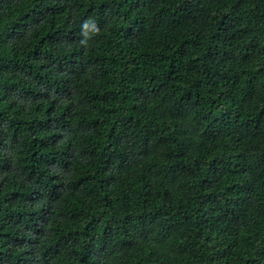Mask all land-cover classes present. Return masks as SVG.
Instances as JSON below:
<instances>
[{"label": "trees", "instance_id": "trees-1", "mask_svg": "<svg viewBox=\"0 0 264 264\" xmlns=\"http://www.w3.org/2000/svg\"><path fill=\"white\" fill-rule=\"evenodd\" d=\"M0 264H264V0H0Z\"/></svg>", "mask_w": 264, "mask_h": 264}]
</instances>
